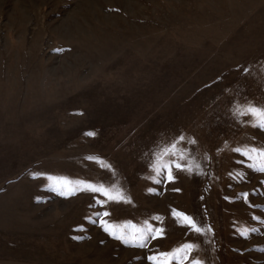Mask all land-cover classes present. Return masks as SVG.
<instances>
[{"label":"rangeland","instance_id":"obj_1","mask_svg":"<svg viewBox=\"0 0 264 264\" xmlns=\"http://www.w3.org/2000/svg\"><path fill=\"white\" fill-rule=\"evenodd\" d=\"M245 100L264 105V0H0V264H150L186 242L204 264H264V173L234 151L264 146L234 114ZM177 134L200 171L156 184V146ZM47 176L131 203L65 198ZM101 219L164 235L136 247Z\"/></svg>","mask_w":264,"mask_h":264},{"label":"snow or ice","instance_id":"obj_2","mask_svg":"<svg viewBox=\"0 0 264 264\" xmlns=\"http://www.w3.org/2000/svg\"><path fill=\"white\" fill-rule=\"evenodd\" d=\"M247 71V70H246ZM234 114L240 117L248 116L251 118V126L257 127L264 130V105L256 104L245 100L243 103L237 102L234 108ZM88 136H94V132H88ZM191 144L195 146L197 140L189 139L188 137L177 134L176 137H173L171 140H167L162 144L156 146L157 153L155 155V163L152 164L153 176L150 178L154 183L160 184V177L166 176V179L169 182L175 180L173 174L174 169L187 172L192 174L194 171H200V165L193 164L191 154L188 151L186 145ZM235 152L239 153L241 156L245 157L249 162L246 166L253 169L254 171L264 173V146H245V147H236ZM89 160L96 159L98 163L103 164L99 158H94L89 156ZM243 163L244 161H238ZM110 168L111 166L108 165ZM40 174H34L33 178H37ZM238 177L242 178L243 174H237ZM46 179L50 182H53L52 191H55L58 195L62 197H69L77 194V191H88L91 193L99 194L100 196L106 198V201H112L116 203H131L130 200L126 199L123 191L113 184L112 186H105L103 183H93L88 181H79L74 186L72 181L62 178V177H53L47 176ZM149 191H153L149 189ZM241 196L247 202V193H241ZM227 199V197H226ZM105 201L98 200L97 203H100L103 207ZM251 207V205H250ZM98 216L107 217L110 215L108 211L103 213H97ZM172 215L183 222V226L192 230L193 233L197 235L205 234V231H211V229H203L201 226H198L193 218L185 213L173 210ZM155 219L159 220V217ZM253 219H259V217H253ZM264 223V221H261ZM101 227L109 235L113 236L117 240L122 242L129 243L132 242L133 246L136 247H147V241L149 239L162 238L164 235L163 228H154L151 224H148L145 228H135L131 233H126L124 228L127 226H116L110 224L107 221L101 219ZM249 231H258V229L245 230L241 233L245 238L248 237ZM79 239L80 237H75ZM147 260L150 264H204L203 260L198 258V249L197 246L192 242H186L180 246L165 252H158L156 254L150 255L147 257Z\"/></svg>","mask_w":264,"mask_h":264}]
</instances>
